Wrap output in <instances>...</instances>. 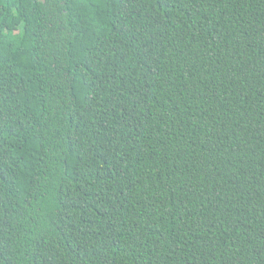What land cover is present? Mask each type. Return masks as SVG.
Returning a JSON list of instances; mask_svg holds the SVG:
<instances>
[{
  "label": "trees",
  "instance_id": "trees-1",
  "mask_svg": "<svg viewBox=\"0 0 264 264\" xmlns=\"http://www.w3.org/2000/svg\"><path fill=\"white\" fill-rule=\"evenodd\" d=\"M0 264H264V0H0Z\"/></svg>",
  "mask_w": 264,
  "mask_h": 264
}]
</instances>
